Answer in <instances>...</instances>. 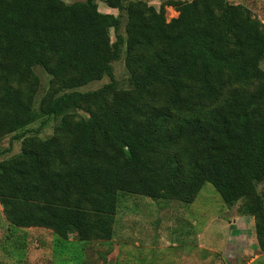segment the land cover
I'll return each instance as SVG.
<instances>
[{
  "label": "trees",
  "instance_id": "trees-1",
  "mask_svg": "<svg viewBox=\"0 0 264 264\" xmlns=\"http://www.w3.org/2000/svg\"><path fill=\"white\" fill-rule=\"evenodd\" d=\"M262 63L264 23L240 3L0 0V138L60 119L0 161L9 228L51 230L54 257L78 264L75 248L112 240L120 196L191 204L208 183L226 206L243 200L264 254ZM35 67L50 77L37 108Z\"/></svg>",
  "mask_w": 264,
  "mask_h": 264
},
{
  "label": "rangeland",
  "instance_id": "rangeland-1",
  "mask_svg": "<svg viewBox=\"0 0 264 264\" xmlns=\"http://www.w3.org/2000/svg\"><path fill=\"white\" fill-rule=\"evenodd\" d=\"M66 4L83 0H61ZM156 8L165 0H144ZM190 1V0H183ZM246 6L253 16L264 23V0H226ZM99 11L109 10L97 2ZM118 14V13H117ZM116 14V15H117ZM177 16L171 8H165V20ZM121 17V24L123 22ZM123 25V24H122ZM122 25L120 32L123 33ZM111 41H114L110 30ZM120 59L112 63L114 79L120 89L129 88L128 74ZM264 69V63L261 64ZM34 71L40 78L36 97L37 108L40 96L46 91L49 76L40 67ZM109 82L108 77L92 81L75 89L88 92ZM83 117L82 112H77ZM59 118H50L45 125L41 121L26 126L15 133L0 138V161L17 155L22 138L17 135L37 136L41 139L52 136ZM42 124V125H41ZM264 190V183L258 191ZM243 200L226 206L214 188L205 183L191 204L176 200H152L140 196H120L113 226L111 241H91L81 249H74L78 264H264V254L255 245L251 231H236L233 234L229 222L240 214ZM237 230V229H236ZM51 230L37 227L11 230L0 207V264H72L68 257H54ZM69 240H74L73 234ZM202 245V246H201ZM200 246L203 247L200 249ZM216 247L211 253L209 248ZM18 249V251L15 250ZM224 250V251H223ZM223 252V253H222ZM208 255V256H207ZM223 255V257H222ZM190 257V259H189ZM186 258V259H185ZM202 258V261H200ZM189 259L192 262H188Z\"/></svg>",
  "mask_w": 264,
  "mask_h": 264
},
{
  "label": "crops",
  "instance_id": "crops-1",
  "mask_svg": "<svg viewBox=\"0 0 264 264\" xmlns=\"http://www.w3.org/2000/svg\"><path fill=\"white\" fill-rule=\"evenodd\" d=\"M148 3H151V2L149 1ZM228 224H229V226H233V228L231 229V233H230V234H233V233H235L236 231H238L240 234H241L242 231H244V230H246L247 232H248V231H251V233H252V235H253L252 238H254V239H253V245H255L256 248H257V245H256V239H255V237H254V220H253L252 217H250V216H244V215L239 214V215H237V217H234L233 219H231V221H230ZM236 229H237V230H236ZM201 246H202V245H201ZM201 246H200V249L203 248V247H201ZM257 249H258V248H257ZM213 250H217L216 247H211V248H209V250H206V251H209V252H211V253L216 254V252L213 251ZM223 251H224V250H223ZM222 253H223V252H222ZM207 256H208V255H207ZM222 257H223V255H222ZM185 259H186V258H185ZM189 259H190V257H189ZM189 259H187L188 262L190 261ZM196 261H198V260H196ZM196 261H195L194 264H198ZM200 261H202V258H201ZM190 262H192V261H190ZM190 262H189V263H190Z\"/></svg>",
  "mask_w": 264,
  "mask_h": 264
}]
</instances>
